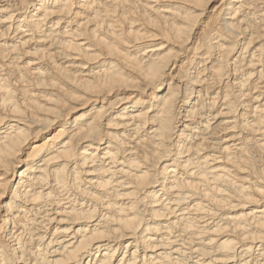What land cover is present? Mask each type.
I'll return each mask as SVG.
<instances>
[{
    "label": "bare ground",
    "instance_id": "6f19581e",
    "mask_svg": "<svg viewBox=\"0 0 264 264\" xmlns=\"http://www.w3.org/2000/svg\"><path fill=\"white\" fill-rule=\"evenodd\" d=\"M0 264H264V0H0Z\"/></svg>",
    "mask_w": 264,
    "mask_h": 264
}]
</instances>
